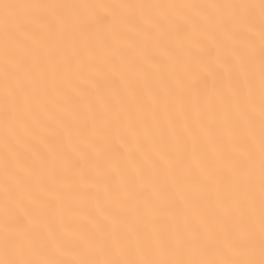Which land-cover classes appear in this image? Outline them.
Here are the masks:
<instances>
[{
	"label": "snow or ice",
	"instance_id": "snow-or-ice-1",
	"mask_svg": "<svg viewBox=\"0 0 264 264\" xmlns=\"http://www.w3.org/2000/svg\"><path fill=\"white\" fill-rule=\"evenodd\" d=\"M0 264H264V0H0Z\"/></svg>",
	"mask_w": 264,
	"mask_h": 264
},
{
	"label": "bare ground",
	"instance_id": "bare-ground-1",
	"mask_svg": "<svg viewBox=\"0 0 264 264\" xmlns=\"http://www.w3.org/2000/svg\"><path fill=\"white\" fill-rule=\"evenodd\" d=\"M110 2H120V0H110ZM0 150H2V145H0Z\"/></svg>",
	"mask_w": 264,
	"mask_h": 264
}]
</instances>
